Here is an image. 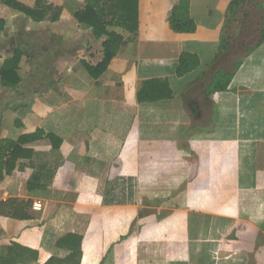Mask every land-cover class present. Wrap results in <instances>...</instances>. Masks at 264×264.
Here are the masks:
<instances>
[{
  "label": "crops",
  "instance_id": "crops-1",
  "mask_svg": "<svg viewBox=\"0 0 264 264\" xmlns=\"http://www.w3.org/2000/svg\"><path fill=\"white\" fill-rule=\"evenodd\" d=\"M178 1L137 0L134 41L108 27L124 43L97 79L84 64L102 61L107 37L75 21L81 2L63 0L53 23L8 11L0 71L22 55L17 87L0 76V139L54 137L22 144L30 158L0 183V204L31 202L26 219L0 214V240L36 251L35 264H59L67 234L82 238L79 264H264V37L234 62L235 41L221 46L231 0H188L193 34L169 29ZM182 53L200 65L177 78ZM221 74L226 90L209 92ZM151 79H166L171 98L137 102Z\"/></svg>",
  "mask_w": 264,
  "mask_h": 264
},
{
  "label": "trees",
  "instance_id": "trees-1",
  "mask_svg": "<svg viewBox=\"0 0 264 264\" xmlns=\"http://www.w3.org/2000/svg\"><path fill=\"white\" fill-rule=\"evenodd\" d=\"M82 3L80 10L74 15L75 21L79 25L91 28V34L95 40L106 36L107 40L102 43L103 59L96 66L84 64L87 73L93 79L105 72L110 61L116 56L124 43V39L114 33L107 32V28H118L130 34L129 40H135L138 30L137 0H78ZM63 0H37L34 8H29L16 0H0V34L5 30V18L10 9L23 14L31 21L40 23L48 21L57 22L62 12ZM246 0H231L226 12L225 31L222 37L221 46H225L226 30L233 23L236 16L245 5ZM167 22L171 32L175 34H193L196 24L190 17L189 1L179 0L171 8ZM262 35L261 38H263ZM22 53L17 49L12 57L4 63L0 71L1 83L5 87L15 88L19 83L16 70ZM199 58L194 54L182 53L178 58L175 69V76L181 78L191 73L199 67ZM230 81V76L221 74L212 79L209 85V92L226 90ZM171 89L166 79H151L140 84L137 91V102H155L171 98ZM19 124L17 123V126ZM45 137L50 141L54 137L45 134L37 129L31 135L20 137L17 141L10 139H0V183L3 182L4 175L9 174L15 168L16 162L22 158H30L31 152L21 148V145ZM30 155V156H29ZM30 165V164H29ZM26 166L20 165L19 170H24ZM31 207L30 201L18 199H8L0 204V214L4 216H14L19 219H26V210ZM25 210V212H24ZM123 237L122 239H124ZM80 236L67 234L56 242V246L65 249L68 255L60 260L59 264H79L81 259ZM37 252L24 248L18 244L7 240H0V264H35L37 262ZM54 260L49 259L45 264H52Z\"/></svg>",
  "mask_w": 264,
  "mask_h": 264
},
{
  "label": "rangeland",
  "instance_id": "rangeland-1",
  "mask_svg": "<svg viewBox=\"0 0 264 264\" xmlns=\"http://www.w3.org/2000/svg\"><path fill=\"white\" fill-rule=\"evenodd\" d=\"M252 1V0H251ZM247 2L246 5H244L240 11V13L238 14V16H236V19L234 22H237V26L238 28L236 29V27L233 26V23H231L232 25H230V27H228V29L226 30V39H233V41H235L234 43V48L233 50V54H234V59L233 61L235 62L236 60L240 59V57H242L246 51L248 50L249 46H247L248 44H250L251 46L253 44H255L258 40H260V38L263 35V28H264V5L261 6L260 8H258L257 5V1L259 0H254V2ZM256 1V2H255ZM263 1V0H262ZM248 23V24H246ZM224 35V32H223ZM246 45L244 47H239L240 44ZM241 44V45H242ZM231 49V48H230ZM229 48L224 49V51L222 52V55L224 58L225 56H227L226 51L228 53V51L230 50ZM229 54V53H228ZM229 58V57H228ZM235 64V63H234ZM234 64L232 65L234 67ZM221 66H224V62L220 61ZM218 65V66H219ZM229 69H231V65H228ZM204 86L203 89L206 88V85L208 83V79L204 81ZM144 204H142L143 207H151V211H155L154 208L157 206V202H149L147 203L146 201H143ZM128 235H130V232L127 234V236L124 238H128ZM124 239L121 238V241H123Z\"/></svg>",
  "mask_w": 264,
  "mask_h": 264
},
{
  "label": "built area",
  "instance_id": "built-area-1",
  "mask_svg": "<svg viewBox=\"0 0 264 264\" xmlns=\"http://www.w3.org/2000/svg\"><path fill=\"white\" fill-rule=\"evenodd\" d=\"M32 209L35 211H40L41 210V206L39 203H33L32 204Z\"/></svg>",
  "mask_w": 264,
  "mask_h": 264
}]
</instances>
